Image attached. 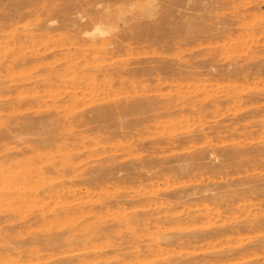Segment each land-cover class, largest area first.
<instances>
[{"label": "rangeland", "instance_id": "1", "mask_svg": "<svg viewBox=\"0 0 264 264\" xmlns=\"http://www.w3.org/2000/svg\"><path fill=\"white\" fill-rule=\"evenodd\" d=\"M0 264H264V0H0Z\"/></svg>", "mask_w": 264, "mask_h": 264}, {"label": "bare ground", "instance_id": "2", "mask_svg": "<svg viewBox=\"0 0 264 264\" xmlns=\"http://www.w3.org/2000/svg\"><path fill=\"white\" fill-rule=\"evenodd\" d=\"M95 31L98 32L99 34H104V30L101 28V25L97 22L94 27ZM106 34V33H105ZM64 254V253H63Z\"/></svg>", "mask_w": 264, "mask_h": 264}, {"label": "clouds", "instance_id": "3", "mask_svg": "<svg viewBox=\"0 0 264 264\" xmlns=\"http://www.w3.org/2000/svg\"><path fill=\"white\" fill-rule=\"evenodd\" d=\"M93 30H95V29H93ZM84 35H85V37L87 38V33H85Z\"/></svg>", "mask_w": 264, "mask_h": 264}]
</instances>
